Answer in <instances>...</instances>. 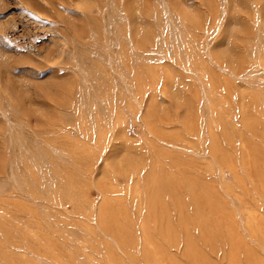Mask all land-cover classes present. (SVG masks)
<instances>
[{
    "label": "rangeland",
    "instance_id": "rangeland-1",
    "mask_svg": "<svg viewBox=\"0 0 264 264\" xmlns=\"http://www.w3.org/2000/svg\"><path fill=\"white\" fill-rule=\"evenodd\" d=\"M0 264H264V0H0Z\"/></svg>",
    "mask_w": 264,
    "mask_h": 264
}]
</instances>
